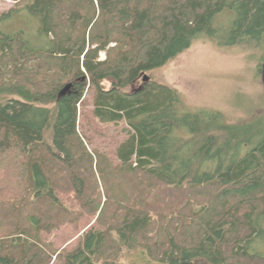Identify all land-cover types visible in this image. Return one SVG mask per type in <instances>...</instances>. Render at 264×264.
Listing matches in <instances>:
<instances>
[{
	"label": "trees",
	"instance_id": "1",
	"mask_svg": "<svg viewBox=\"0 0 264 264\" xmlns=\"http://www.w3.org/2000/svg\"><path fill=\"white\" fill-rule=\"evenodd\" d=\"M15 11L41 45L3 32L13 13L0 14V264H264L252 247L264 240V114L228 123L150 75L202 36L263 53L264 0H24ZM86 84L95 117L127 123L115 160L77 132ZM59 192L92 215L106 196L71 251L41 238L78 221ZM122 247L147 260L116 262Z\"/></svg>",
	"mask_w": 264,
	"mask_h": 264
},
{
	"label": "rangeland",
	"instance_id": "2",
	"mask_svg": "<svg viewBox=\"0 0 264 264\" xmlns=\"http://www.w3.org/2000/svg\"><path fill=\"white\" fill-rule=\"evenodd\" d=\"M23 2L24 0H0V14L8 11L13 13L12 17L3 23L2 31L13 34L16 31L24 30V36L30 41L31 46L41 45V43L38 44L37 40L34 41V35H31V31L33 33L35 27L34 22L28 17L25 18V14L15 11L16 8L23 5ZM231 17L232 13L224 12L216 17L213 24L223 34V31L228 27L225 23ZM113 45V43L109 44L106 49ZM106 49L98 53V61L105 59ZM263 53L261 49H254L249 46L218 45L210 38L202 36L194 40L189 48L165 65L153 70L150 75L153 80L176 89L186 107L218 111L228 123L237 124L252 120L259 114H264V90L260 73V67L264 61ZM144 83L140 77L132 88H139ZM110 84V81L102 83L105 89H109ZM75 90L73 89V91ZM93 102V92L86 84L80 104H78L77 132L84 137V143L89 152L97 149L115 160L116 149L127 135V123L124 119L117 122L100 121L93 114ZM92 170L98 181L99 190L102 192L103 187L95 166ZM1 176L6 177V174L0 171V180ZM137 181L133 178L130 180L129 186ZM126 182L128 184V181ZM87 184L85 185L89 188V194H95L94 183L87 181ZM115 185L118 184L115 183ZM151 192L153 189H150L148 194H152ZM100 196L101 202L95 214L92 215L84 209L81 201L74 196V193L59 192L58 197L63 205L79 213L78 221L74 224H62L50 233L43 232L42 240L46 243H52L59 248V251L74 249L78 245L82 233L94 225L99 211L103 207L106 196L104 192ZM129 196L133 198L136 195ZM194 198L200 199L201 197L194 195ZM126 205H129V201ZM120 212L122 213V211ZM111 216L112 209L108 207L106 217ZM112 218H116V215ZM184 229L181 228V230ZM252 247L255 252L264 254V240L255 241ZM130 260L142 263L147 260V253L144 254V250H140V248L122 247L116 262H128Z\"/></svg>",
	"mask_w": 264,
	"mask_h": 264
},
{
	"label": "water",
	"instance_id": "3",
	"mask_svg": "<svg viewBox=\"0 0 264 264\" xmlns=\"http://www.w3.org/2000/svg\"><path fill=\"white\" fill-rule=\"evenodd\" d=\"M260 73H261V81H262L263 90H264V61H263V63L261 64V67H260ZM148 79H149V77H148L146 74H144V75L142 76V80H143V82L148 81ZM72 86H73L72 83H66V84L62 87V89L60 90V94H65V93L69 92V91L71 90Z\"/></svg>",
	"mask_w": 264,
	"mask_h": 264
}]
</instances>
